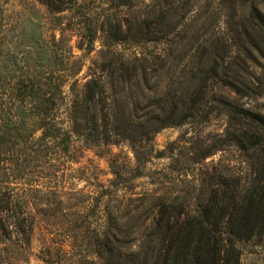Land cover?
<instances>
[{
	"label": "rangeland",
	"instance_id": "1",
	"mask_svg": "<svg viewBox=\"0 0 264 264\" xmlns=\"http://www.w3.org/2000/svg\"><path fill=\"white\" fill-rule=\"evenodd\" d=\"M71 1L53 11L0 0L1 138L43 133L20 98L63 97L64 112L94 76L109 96L112 137L90 145L55 131L19 162L20 179L0 170V264H104L107 230H127L136 247L158 204L195 209L219 176L244 189L257 174L222 102L264 120V0ZM209 45L222 64L215 73ZM233 61L236 71H224ZM205 148L215 151L202 156ZM239 247L240 264H264V234Z\"/></svg>",
	"mask_w": 264,
	"mask_h": 264
},
{
	"label": "trees",
	"instance_id": "2",
	"mask_svg": "<svg viewBox=\"0 0 264 264\" xmlns=\"http://www.w3.org/2000/svg\"><path fill=\"white\" fill-rule=\"evenodd\" d=\"M40 1L53 11L69 8L72 2ZM101 29L104 31V26ZM214 48L212 45L207 47L210 51L206 53L205 59L206 63L212 64L215 73L222 64ZM237 64L240 65L233 61L223 69L232 73L236 71ZM121 65L124 66L123 63ZM101 69L104 71L105 66ZM195 80L196 76H193L191 82ZM236 85L237 93H241L242 89ZM37 88L41 87L38 85ZM108 97L102 79L94 76L86 81L81 91L73 92L64 112L63 97L30 95L27 99L20 98L21 102L28 101L33 107V115L39 119L38 129H42L43 133L37 136V132H30L22 136L20 142L3 141L1 135H5L6 129L4 131L5 126L0 122V170L4 169V175L10 179H20L16 175H21L20 171H25L26 166L19 165V162L32 157L33 154L27 153L29 149L37 147L40 151V146L46 147L55 131L70 133L90 145L110 142L112 116ZM222 106L228 115L227 130L235 134L231 137L232 141L245 152L248 159H256L259 164L256 166L257 174L249 185L242 189L219 176L212 188L196 194L195 209L185 210L182 204L176 205V199L158 204L154 221L145 227L136 247L132 241L124 239L129 233L127 230H107L98 240V251L104 264H240V243L264 234V130L260 129V122L264 120L248 109L227 102H222ZM60 114H65L64 119L60 118ZM15 129L20 131L18 127ZM249 132L253 134L249 135ZM117 134L122 135L120 132ZM67 140L62 138L65 144ZM19 151L21 154L15 155ZM214 151L215 148H205L201 153L207 156ZM11 164H17L20 174L16 168L10 173ZM19 225L23 230V224Z\"/></svg>",
	"mask_w": 264,
	"mask_h": 264
}]
</instances>
